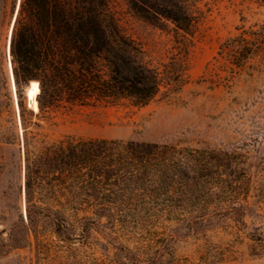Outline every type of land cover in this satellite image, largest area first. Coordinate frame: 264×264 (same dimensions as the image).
<instances>
[{
	"label": "rangeland",
	"instance_id": "1",
	"mask_svg": "<svg viewBox=\"0 0 264 264\" xmlns=\"http://www.w3.org/2000/svg\"><path fill=\"white\" fill-rule=\"evenodd\" d=\"M110 2L168 82L145 105L42 108L40 81L15 72L22 0H0V264H264V0H185V29ZM90 139L158 146L138 164L105 150L109 183L45 159Z\"/></svg>",
	"mask_w": 264,
	"mask_h": 264
},
{
	"label": "trees",
	"instance_id": "2",
	"mask_svg": "<svg viewBox=\"0 0 264 264\" xmlns=\"http://www.w3.org/2000/svg\"><path fill=\"white\" fill-rule=\"evenodd\" d=\"M128 4L138 15L154 22L168 19L185 29V20L189 19L185 0H128ZM246 40L243 36L235 37L232 46L246 47ZM246 51H236L237 57ZM12 53L17 79L40 81L42 108L65 102L90 104L122 99L145 105L168 83L144 45L123 31L110 0H22ZM110 142L115 144L110 146ZM157 146L150 142L131 141L123 146L117 140H80L48 152L52 154L45 159L53 162L62 157L60 161L70 168L90 164L92 176L103 175L104 183H109L120 171L109 168L112 160H106L105 150L122 147L127 154H121V158L138 164L144 163L150 154L144 151L151 152ZM36 166L40 167V162ZM58 166L56 163L50 169L59 171L62 168ZM36 172L29 162V218L40 207L32 202L34 188L40 182ZM127 180L135 181L130 177Z\"/></svg>",
	"mask_w": 264,
	"mask_h": 264
}]
</instances>
